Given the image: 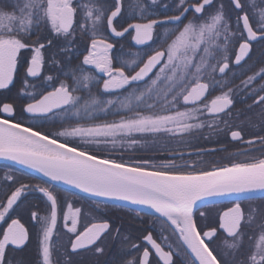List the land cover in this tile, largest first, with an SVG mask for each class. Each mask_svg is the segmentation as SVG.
<instances>
[{
	"label": "snow or ice",
	"instance_id": "1",
	"mask_svg": "<svg viewBox=\"0 0 264 264\" xmlns=\"http://www.w3.org/2000/svg\"><path fill=\"white\" fill-rule=\"evenodd\" d=\"M158 3L14 0L11 10L0 8V90L14 87L19 77V94L27 101L20 115L37 122L26 125L16 119L14 103L0 102V158L45 178L31 184L11 169L4 173L0 264H13L9 249H21L32 237L21 205L36 226L39 264H74L71 257L81 251L101 256L109 236L120 241L109 264H264V204L242 206L254 193L264 198V135L245 139L246 126L264 125V82L256 84L264 81V67L238 84L234 80L243 73L232 71L247 63L255 43L264 42V0H228L227 8L223 0H173L174 15L150 18L156 13L149 6ZM164 25L171 26L157 33ZM126 36L144 46L131 61L117 55L111 42ZM54 39L65 40L57 51L68 62L70 45L83 41L75 66L65 68L49 51ZM240 95L251 103L237 109ZM254 109L260 124L246 115ZM54 117L60 130H43ZM205 128V139L230 137L240 146L227 163L202 158L228 152L227 144L193 147ZM149 138L150 158L115 154L117 148L143 147ZM157 155L164 158L157 162ZM61 184L77 190L74 197L89 198L97 213L119 201L143 206L133 209L138 216L151 210V230L121 233L110 219L62 197ZM33 192L41 194L38 204L28 202ZM223 197L235 199L209 226L198 202ZM61 217L68 245L55 243Z\"/></svg>",
	"mask_w": 264,
	"mask_h": 264
},
{
	"label": "flooded vegetation",
	"instance_id": "2",
	"mask_svg": "<svg viewBox=\"0 0 264 264\" xmlns=\"http://www.w3.org/2000/svg\"><path fill=\"white\" fill-rule=\"evenodd\" d=\"M4 3L5 10H11L14 0H2ZM145 4H148V0H144ZM223 3L225 4V7L227 8L228 0H223ZM165 6H167V10H165ZM151 11H154L156 15L151 16L150 18H160L162 19L165 15H174L175 12L172 10L173 8V0H159V3L155 6V8H151ZM128 23L133 22L132 20H128ZM186 22V21H185ZM126 26V24L124 25ZM171 25H164L157 29V33H162L164 27H169ZM119 28V25H117ZM44 35L48 36L49 33L47 31H44ZM87 39V37H85ZM116 45V54L121 56L123 60H134L136 59V53L139 51H142L144 49V46H137L134 44V42L131 41V38L126 36L125 38H117L113 39L111 41ZM66 44L65 40L63 39H54V45L53 48L49 51L57 53L56 59L61 60L64 62L65 68H69L72 66H75L78 63L77 57L79 56V51L83 47V41L77 39L74 45H70V47L73 49L72 52L69 54L73 56V59L68 62L64 58V54L57 51L58 47H62ZM121 45L123 46L121 48ZM260 67H264V42H257L253 45V51L251 58L247 61L246 64L243 65V67H236L233 68L232 71L236 73H243V75H238V77L234 80V83L238 84L240 80L245 79L248 75H252L256 71L259 70ZM23 75V70L21 69L20 76ZM261 81L258 79L256 81V84H260ZM37 87L41 86L40 81H33ZM69 83H71V80L69 79ZM21 81L18 77L15 86L10 87L9 90H0V102H12L17 108V114L16 119L20 120L22 118L25 119L26 125H30L32 123H37L36 121H33L31 119L27 118V114H25L24 117L20 115V107L26 103V99L22 97L19 94V89L21 88ZM32 88L27 89V91H32ZM95 91V89H93ZM246 103H251L250 100L245 101L243 95H240L237 98L236 108L241 109L245 107ZM255 112H258V109H254L253 113H246V115L252 117V122L254 124H260L259 120L254 115ZM43 130L49 131V132H56L60 130V123L59 118L54 117L50 122H47L43 125ZM245 131L247 135L245 136V139L251 138L253 135L261 136L264 135V125H260L259 127L252 128L249 126L245 127ZM208 135V129L205 128L203 130H200L199 133H197V138L193 139V147L197 148H212V147H220L222 145L227 144L228 145V152L224 151H216V152H208L205 154L202 158L207 163H227V155L229 152L235 153V150L240 147L235 142L229 143L230 137H224L221 136L219 141H216V138L213 136L209 139H205L204 137ZM121 151H124L123 159L125 160H137V159H147L153 156L154 152V146L151 142V138H149L148 143L143 146H137L135 149H128L123 150L120 148H117L116 155L119 156ZM253 155H259V153H252ZM164 157L157 155L156 159L157 162L159 159H163ZM191 159H196L195 156L191 157ZM36 184V183H35ZM73 192H67L62 191L61 196L64 198H67L69 200H76L77 203L75 206L80 207L82 206L85 212H93L94 215H102L103 218L110 219V222L113 225V228L119 227L121 230V233L128 234L131 233L133 236H138L140 232L148 228V230H151L150 224L153 221V215H150L147 212L141 211L139 216L136 214L135 211H133L132 208L121 206V205H114V204H108L107 207L104 205L100 206L101 212L97 213L94 210V206L91 204L90 199L84 196L83 194H79L76 197L72 195ZM28 197L33 198L34 204H38L41 201V194L38 192H33L29 194ZM235 197H228L223 200H218L214 202L204 203L198 206L200 211L205 213L206 220L204 221L209 226L215 227L216 226V220H217V214L222 211L225 207L230 206V201L234 200ZM241 199H244V197H241ZM264 204V198L261 197L260 193H254L253 198L251 200H245L244 206L245 208L249 207H256L257 205ZM21 208L24 209L23 211V219L22 222L25 223L26 227L30 228V232L32 233L31 239L26 243V246L22 247L21 249H9L8 257L12 260L13 264H16L17 261L20 262V264H39V260L37 258L36 250H37V244H36V238H35V232H36V226L32 223H30V211L24 208V205H21ZM36 210V209H33ZM63 220L62 217L60 221L58 222V231L55 234L58 239L55 240L56 244H63L68 245L69 241V234H67L66 230L62 228ZM173 244V247L178 246V241L175 240V238H172L170 241ZM216 244L220 245L221 240L217 239ZM119 240H111L110 236L105 237V250L104 254L101 256H95L91 251H81L78 255H74L71 257L74 264H109V262L119 253ZM167 250V249H166ZM135 254V253H133ZM55 259V255H54ZM61 261H63V257H60Z\"/></svg>",
	"mask_w": 264,
	"mask_h": 264
},
{
	"label": "trees",
	"instance_id": "3",
	"mask_svg": "<svg viewBox=\"0 0 264 264\" xmlns=\"http://www.w3.org/2000/svg\"><path fill=\"white\" fill-rule=\"evenodd\" d=\"M0 8L5 9V8H4V3H3L2 0H0ZM116 151H117V149H116ZM116 151H115V153H116ZM9 169H11L12 171H14L15 174H16L18 177H21V178H22V182H24V183H31V184L42 183V181L44 180V179H42V178H40V177H38V176H36V175H34V174H31V173H29V172H26V171H24V170H21V169H18V168H15V167L9 166V165L0 164V183H3L2 178H3V176H4V173H5L6 171H8ZM60 188H61L63 191L74 192V191H71V190H68V189H65V188H62V187H60ZM27 199H28V202H30V203H34L33 198L28 197ZM110 204H112V203H110ZM114 205H116V204H114ZM24 208H25V207H24ZM25 209H26V208H25Z\"/></svg>",
	"mask_w": 264,
	"mask_h": 264
},
{
	"label": "water",
	"instance_id": "4",
	"mask_svg": "<svg viewBox=\"0 0 264 264\" xmlns=\"http://www.w3.org/2000/svg\"><path fill=\"white\" fill-rule=\"evenodd\" d=\"M0 164L9 165V166H12V167L18 168V169L24 170V171H26V172H29V173H31V174H34V175H36V176H38V177H40V178H42V179H45V178L42 177V174L37 173V172H35L34 170L28 169V168H26L25 166L19 165V164L13 162V161L6 160V159H4V158H0ZM59 187H62V188H65V189H68V190H71V191H74V192L77 191V190L71 188V187L68 186V185H63V184H61ZM226 198H228V197L216 198V199H214V200H212V201H206V202H204V203H209V202H214V201H218V200H223V199H226ZM204 203H203V204H204ZM112 204L121 205V206L129 207V208H132V209L143 207V206L132 205V204H130V202H124V201H119V202L112 203ZM200 205H201V203L198 202L197 207L200 206ZM150 211H151V210H147V209L144 210V212H147V213H149Z\"/></svg>",
	"mask_w": 264,
	"mask_h": 264
},
{
	"label": "rangeland",
	"instance_id": "5",
	"mask_svg": "<svg viewBox=\"0 0 264 264\" xmlns=\"http://www.w3.org/2000/svg\"><path fill=\"white\" fill-rule=\"evenodd\" d=\"M119 155V154H118Z\"/></svg>",
	"mask_w": 264,
	"mask_h": 264
}]
</instances>
